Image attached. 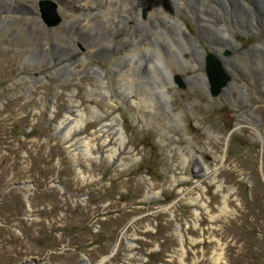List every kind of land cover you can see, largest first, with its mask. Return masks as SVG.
I'll use <instances>...</instances> for the list:
<instances>
[{
    "label": "rangeland",
    "instance_id": "374dc122",
    "mask_svg": "<svg viewBox=\"0 0 264 264\" xmlns=\"http://www.w3.org/2000/svg\"><path fill=\"white\" fill-rule=\"evenodd\" d=\"M42 1L0 0V264H264V9Z\"/></svg>",
    "mask_w": 264,
    "mask_h": 264
},
{
    "label": "bare ground",
    "instance_id": "6f19581e",
    "mask_svg": "<svg viewBox=\"0 0 264 264\" xmlns=\"http://www.w3.org/2000/svg\"><path fill=\"white\" fill-rule=\"evenodd\" d=\"M58 1H60V0H58ZM179 1V0H178ZM219 3H220V5L221 4H223V6L226 8V9H231V7H233V8H235V7H237V6H241L242 8H244V9H246V10H248V11H251V12H253V10H254V7H252L251 5H249V3H247L246 2V0H217ZM61 2V1H60ZM254 2L256 3V5H255V8H258V9H264V0H254ZM62 3V2H61ZM87 4V3H86ZM191 4V3H190ZM196 5V4H195ZM88 6V5H87ZM187 6V5H186ZM197 6V5H196ZM192 7V6H191ZM224 9V8H223ZM163 11V9H162V7H160L159 5H157L156 4V10H155V12H157V13H159V14H161V13H163L162 12ZM227 11V10H226ZM140 13V12H139ZM166 15H168V17L170 18V19H173V20H176V21H178L179 22V25H181V31L182 30H184L185 31V33H186V35H187V37L190 39V40H192L193 41V43H194V45H193V47L192 48H190V50H191V52H192V54H193V60L194 61H196L197 62V60L200 62V63H202V61H203V59H204V57H205V50L203 49V47H201L200 46V44H199V42H198V40L195 38V37H193V36H190L189 34H188V32L186 31V28H185V26H184V24L180 21V20H178V19H176V18H174L173 16H171L167 11H165L164 12ZM163 15V14H162ZM122 17V16H121ZM141 21V20H140ZM238 24L236 25L237 26V29H238V31L239 32H246V31H258L259 30V27L257 26V25H255L254 24V22H252V23H248L249 25L247 26L243 21H241V22H237ZM137 24V23H136ZM258 24V23H257ZM260 26V25H259ZM136 27H137V25H136ZM135 28V27H134ZM139 28V27H138ZM261 30V29H260ZM236 31V30H235ZM185 36V35H184ZM92 41V40H91ZM89 42V41H88ZM127 42V39L126 40H124V41H121L119 44L120 45H123V44H125ZM221 43V42H220ZM234 44V41L233 42H231V43H228V45L231 47V45H233ZM228 45L226 44V45H220V44H218V43H213V46H214V50H215V55L217 56V57H219L220 58V60H221V62H222V64H223V66L225 67V69H226V71L228 72V74H229V76H230V80L228 81V83H227V85L224 87V90L221 92V94L220 95H218V96H215V97H213V96H211V95H209L208 94V96L210 97H213V98H219L220 96H222L223 95V97L226 99V100H229V98H231V90L230 91H226V88L228 87V84H230L231 83V79H232V70H231V68H229V65H228V62H227V59L226 58H224V49H226V48H229L228 47ZM235 45V44H234ZM108 47V46H107ZM110 47V46H109ZM234 47V46H233ZM227 55H230V51H229V54H227ZM32 59L33 60H35L36 62L38 61H40V59H37V58H35V57H32ZM122 59H123V57H119L118 59H116V61L114 62V65H113V71H117L118 69H119V67H120V63L122 62ZM29 62V61H28ZM198 62V63H199ZM30 63H34V62H30ZM183 63L186 65V67H188L189 66V62L188 61H186L185 59H183ZM182 64V63H181ZM140 66V65H139ZM190 68V67H189ZM194 68V67H193ZM184 69V68H183ZM191 69V68H190ZM120 71V70H119ZM124 72V71H123ZM117 74H119V73H117ZM170 76H169V78H168V83H169V85H174L173 84V81H172V74H169ZM203 76V78H204V75H202ZM205 79V78H204ZM127 80H129V79H127ZM206 89H208V86L206 85ZM165 95H166V93H165ZM210 97V98H211ZM168 98V97H167ZM129 101V100H128ZM132 103H133V101H131L130 102V104H129V108H132ZM133 110V109H132ZM182 114V113H181ZM116 131H118V129H116ZM233 131H235V130H233ZM119 133V132H118ZM231 134V133H230ZM116 135V134H115ZM107 139V138H106ZM117 140V139H116ZM105 143V142H104ZM197 161L199 162V164H200V166H201V168L202 169H204L203 168V166L201 165V161H199L198 159H197ZM205 171L207 172L208 171V169H205ZM82 264H91V263H89L88 261H82Z\"/></svg>",
    "mask_w": 264,
    "mask_h": 264
},
{
    "label": "water",
    "instance_id": "95a60500",
    "mask_svg": "<svg viewBox=\"0 0 264 264\" xmlns=\"http://www.w3.org/2000/svg\"><path fill=\"white\" fill-rule=\"evenodd\" d=\"M42 16L47 24H56L59 21V17L55 12V4L51 1H42L41 3ZM225 55L229 54V51L224 52ZM202 64L205 67L206 77L209 81V94L213 97L218 96L224 90V87L227 85L230 80V76L223 66L219 57L213 53L206 54ZM176 80L183 86L179 76H175ZM233 130H230L231 133ZM114 253V252H113ZM113 253H111L106 259H108ZM104 259L103 261H105ZM78 264H82L80 261Z\"/></svg>",
    "mask_w": 264,
    "mask_h": 264
},
{
    "label": "flooded vegetation",
    "instance_id": "af4514ba",
    "mask_svg": "<svg viewBox=\"0 0 264 264\" xmlns=\"http://www.w3.org/2000/svg\"><path fill=\"white\" fill-rule=\"evenodd\" d=\"M255 5H256V3H255ZM15 7H18V8H22L23 9V7L22 6H15ZM5 8H7V7H5ZM247 13H250V16H253L252 14V12L251 11H247ZM246 13V14H247ZM220 39L222 38V37H219ZM45 51H46V48H44V47H39V51H35L34 53H33V57H40V54H42L43 56L42 57H45Z\"/></svg>",
    "mask_w": 264,
    "mask_h": 264
}]
</instances>
